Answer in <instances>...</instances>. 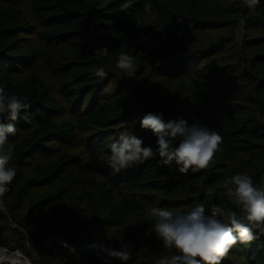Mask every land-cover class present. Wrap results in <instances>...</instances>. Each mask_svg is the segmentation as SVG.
<instances>
[{"label": "trees", "instance_id": "obj_1", "mask_svg": "<svg viewBox=\"0 0 264 264\" xmlns=\"http://www.w3.org/2000/svg\"><path fill=\"white\" fill-rule=\"evenodd\" d=\"M122 52L135 57L134 78L116 67ZM0 87L30 105L2 118L17 129L5 145L17 174L0 198V246L42 264H103L99 246L125 244L127 264H156L179 253L156 238L152 207L239 211L222 187L237 173L264 188V0L254 10L243 0H0ZM148 113L218 131L209 168L185 175L156 157L114 173L121 133L155 147L139 122ZM53 229L76 247L54 255ZM221 264H264V236Z\"/></svg>", "mask_w": 264, "mask_h": 264}, {"label": "clouds", "instance_id": "obj_2", "mask_svg": "<svg viewBox=\"0 0 264 264\" xmlns=\"http://www.w3.org/2000/svg\"><path fill=\"white\" fill-rule=\"evenodd\" d=\"M260 2L243 0L250 10H254ZM101 52L108 55L107 47ZM116 67L126 77H135L137 67L134 56L122 52ZM94 74L100 78L108 75L103 68H97ZM29 107L27 97L5 95L4 88L0 87V198L9 191L8 185L17 174L10 163L14 147H5L8 136L16 135L17 129L14 123H4L2 118L14 122ZM139 122L142 129L150 130L157 137L155 147L145 146L142 139L131 133H121L118 140L110 145L111 155L107 160L114 173L156 157L164 166L175 163L181 174L201 172L209 168L223 142V137L215 129L206 125L188 126L182 117L166 121L162 113H148ZM222 187L224 195L244 214L243 217L231 208L219 212L214 210L211 215H205L203 204H197L186 213L174 208L150 209L149 216L155 221L153 229L156 238L166 249H175L179 253L162 256L156 264H221L237 243L248 244L258 235L264 236V188L255 186L247 172L226 178ZM98 255L103 264L114 260L127 264L132 257V249L126 244L120 249L101 245Z\"/></svg>", "mask_w": 264, "mask_h": 264}, {"label": "built area", "instance_id": "obj_3", "mask_svg": "<svg viewBox=\"0 0 264 264\" xmlns=\"http://www.w3.org/2000/svg\"><path fill=\"white\" fill-rule=\"evenodd\" d=\"M222 211L219 207L215 206L212 210L213 211ZM239 216L243 217V213L239 211H236ZM11 226L15 227L17 226L16 223L11 222ZM24 231V230H23ZM25 232V231H24ZM77 241L75 243H72V241L69 239V237L63 233L60 230L53 229L49 232L48 236L45 239V245L48 249H51L53 251V254L56 255L58 253V249H68L69 247H76ZM42 264V263H38Z\"/></svg>", "mask_w": 264, "mask_h": 264}, {"label": "rangeland", "instance_id": "obj_4", "mask_svg": "<svg viewBox=\"0 0 264 264\" xmlns=\"http://www.w3.org/2000/svg\"><path fill=\"white\" fill-rule=\"evenodd\" d=\"M243 34V28H241V31L239 32V37L241 38ZM1 208V205H0ZM73 247H69L67 250L70 252L72 250ZM0 249L8 256H10L11 258L15 259L18 262V264H38L41 263L34 252H31V257L26 255L25 253H23L20 249H8L7 247H3L0 246ZM10 261L7 262H3V264H13V263H9ZM16 263V264H17Z\"/></svg>", "mask_w": 264, "mask_h": 264}, {"label": "bare ground", "instance_id": "obj_5", "mask_svg": "<svg viewBox=\"0 0 264 264\" xmlns=\"http://www.w3.org/2000/svg\"><path fill=\"white\" fill-rule=\"evenodd\" d=\"M10 261L9 263H13L16 264L17 261L13 258H11L10 256L6 255L1 249H0V264H3V262H7ZM20 263V262H18ZM17 263V264H18Z\"/></svg>", "mask_w": 264, "mask_h": 264}]
</instances>
